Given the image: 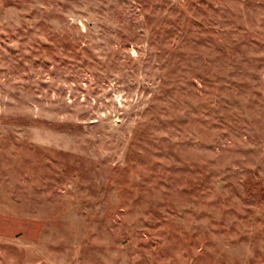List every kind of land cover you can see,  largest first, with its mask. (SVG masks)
Listing matches in <instances>:
<instances>
[{
	"label": "rangeland",
	"instance_id": "1",
	"mask_svg": "<svg viewBox=\"0 0 264 264\" xmlns=\"http://www.w3.org/2000/svg\"><path fill=\"white\" fill-rule=\"evenodd\" d=\"M0 264H264V0H0Z\"/></svg>",
	"mask_w": 264,
	"mask_h": 264
}]
</instances>
